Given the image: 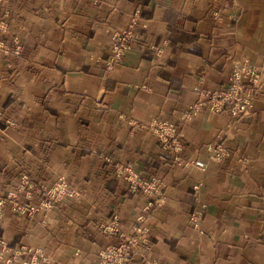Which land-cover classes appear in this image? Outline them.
Masks as SVG:
<instances>
[{
	"label": "crops",
	"instance_id": "1",
	"mask_svg": "<svg viewBox=\"0 0 264 264\" xmlns=\"http://www.w3.org/2000/svg\"><path fill=\"white\" fill-rule=\"evenodd\" d=\"M115 34L127 52L111 64ZM0 40V264H100L111 215L148 230L126 264H264V85L245 116L185 118L235 62L264 63V0H0ZM158 119L181 126V151ZM116 162L160 192L132 190ZM61 176L71 194L40 197Z\"/></svg>",
	"mask_w": 264,
	"mask_h": 264
},
{
	"label": "built area",
	"instance_id": "2",
	"mask_svg": "<svg viewBox=\"0 0 264 264\" xmlns=\"http://www.w3.org/2000/svg\"><path fill=\"white\" fill-rule=\"evenodd\" d=\"M114 53L110 58V62L120 59L122 56L121 46L125 49V45L118 41L115 37ZM264 84V63H240L236 64L229 76V85L227 88L218 91H209L204 93L205 99L196 102L186 113V117L196 114L201 108H207L211 112H221L225 108L228 109L229 114L234 118H240L248 114L251 108V103L254 97V90ZM152 127L157 139L160 141L162 147L172 148L179 152L182 149V130L181 126L174 122L158 119L152 122ZM212 154L216 160H221L227 154L226 148L220 143H215L210 147ZM108 160V158H105ZM197 166L204 167L205 164L200 160H195ZM114 174L117 177L124 178L130 184L132 190H141L148 193H159L160 184L157 179H146L141 174L136 172L131 164L116 163L114 166ZM21 182L26 186L31 187L26 175L21 176ZM42 187V186H41ZM1 196V195H0ZM5 202L0 197V218L3 214ZM14 209L20 210L22 206L15 203ZM31 209H33L31 207ZM143 216H138L137 220L141 221ZM202 220V213L193 212L190 217V223L193 227H198ZM104 229L108 232H115L117 240L108 244L99 252L100 264H126L132 255L140 252L147 246V227L136 224L133 227L132 234L119 232L120 224L116 215H111L109 223L104 225ZM19 251H15L18 253ZM144 255V254H143ZM145 259V258H144ZM10 260H8L9 262ZM23 264H35L33 260L29 262L24 261ZM149 264H156V262H149Z\"/></svg>",
	"mask_w": 264,
	"mask_h": 264
},
{
	"label": "rangeland",
	"instance_id": "3",
	"mask_svg": "<svg viewBox=\"0 0 264 264\" xmlns=\"http://www.w3.org/2000/svg\"><path fill=\"white\" fill-rule=\"evenodd\" d=\"M117 36V39H118V41L119 42H121V39L123 38L124 40H122V42L124 43V45H125V49H123V46H121V52H123V53H121L120 55L123 57L124 56V54L127 52V48H126V42H125V36H123V34H115L114 35V39H115V37ZM115 42H116V39H115ZM114 42V43H115ZM115 45V44H114ZM9 46L6 44V43H4V42H2L1 40H0V48L2 49V50H6L7 48H8ZM18 48V47H17ZM113 49H114V47H113ZM114 51V50H113ZM121 57V58H122ZM121 58L120 59H118V60H115V61H113V62H118L119 60H121ZM112 62V63H113ZM238 62H240V63H244V62H246V63H256V62H250V61H248V60H241V61H237V62H235L234 64H233V66H232V68H231V71H232V69L234 68V66L236 65V64H238ZM111 63V62H110ZM111 63V64H112ZM110 64V65H111ZM231 71H230V73H229V76H230V74H231ZM229 76H228V79H229ZM229 83V82H228ZM229 85V84H228ZM264 85V84H263ZM262 86V85H261ZM261 86H259V87H256L255 88V90H254V97H255V95H256V90H258ZM228 87V86H227ZM226 87V88H227ZM216 91H218V90H216ZM254 97H253V99H254ZM252 102H253V100H252ZM251 106H252V103H251ZM227 109V108H226ZM209 110V109H208ZM192 116V115H191ZM191 116H189V117H186V115H185V118H190ZM211 146H213V145H210L209 146V150H210V147ZM210 152H211V150H210ZM211 156H212V158H214V155L212 154V152H211ZM215 159V158H214ZM216 160V159H215ZM117 163V162H116ZM116 163H114L113 164V171H114V166H115V164ZM26 175V174H25ZM23 176V175H22ZM26 185L23 183H20V189L21 190H24V187H25ZM42 186V187H41ZM70 186V181H69V179H67L65 176H61V177H59V178H57L54 182H52V184H50V185H46L45 183H43V184H41V185H39L38 186V188H36V190L38 191V193H40L41 195H40V197H42V196H46V197H48L49 199H51V200H58V199H62V198H64L66 195H68V194H71V192H69L70 190H69V187ZM33 187V186H32ZM1 195V194H0ZM0 197H2V195L0 196ZM3 199H4V202H5V205H6V199L4 198V197H2ZM43 198V197H42ZM15 203H17V204H20V206H22V208L19 210L18 209V211H20V212H25L27 209H29V211H31V212H34L35 210H37L38 208V206H29V205H27L28 203L27 202H23V204L22 203H19V202H15ZM15 203L13 204V207H14V205H15ZM44 206H49V202H44V204H43ZM31 207L33 208V209H31ZM3 213H4V211H3ZM2 216H3V214H2ZM2 216H1V218H2ZM0 218V219H1ZM103 249V248H102ZM16 251H19V250H16ZM19 253V252H18ZM18 253H16V254H18ZM21 253V252H20ZM24 262V261H23Z\"/></svg>",
	"mask_w": 264,
	"mask_h": 264
}]
</instances>
